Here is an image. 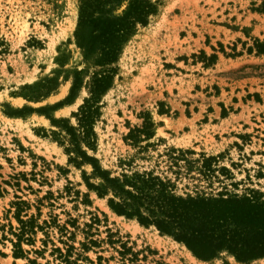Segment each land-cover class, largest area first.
I'll use <instances>...</instances> for the list:
<instances>
[{
    "label": "rangeland",
    "instance_id": "1",
    "mask_svg": "<svg viewBox=\"0 0 264 264\" xmlns=\"http://www.w3.org/2000/svg\"><path fill=\"white\" fill-rule=\"evenodd\" d=\"M152 1L109 65L88 145L77 113L105 69L85 50L95 22L79 24L81 0H0V264H240L197 259L87 186L102 180L78 150L111 176L151 171L176 195L264 199L263 0Z\"/></svg>",
    "mask_w": 264,
    "mask_h": 264
},
{
    "label": "trees",
    "instance_id": "2",
    "mask_svg": "<svg viewBox=\"0 0 264 264\" xmlns=\"http://www.w3.org/2000/svg\"><path fill=\"white\" fill-rule=\"evenodd\" d=\"M261 9L264 11V0ZM156 10L157 3L152 0H81L79 24L95 22L97 30L85 50L98 53L95 64L105 67L93 75L90 95L84 99L77 113L83 140L88 145H92L89 139L94 136L93 123L100 115V96L112 84L114 69L109 65L117 60L122 44L136 25H145ZM259 44L264 51V43ZM76 79L69 97L76 86ZM59 104L55 103L53 107ZM25 109L4 112L10 116L20 115ZM151 126V122L145 121L144 131ZM144 134L149 136L151 133L148 130ZM71 135L74 136L73 132ZM78 153L102 180L98 185L87 183V186L99 196L112 192L107 205L116 214L136 218L144 226L154 225L160 232L183 243L193 256L202 261L212 260L224 251L239 263L264 258V199L257 191L250 189L245 195L227 192L215 196L176 195L169 181L153 175L151 171L111 176L100 168L95 158L83 150H78Z\"/></svg>",
    "mask_w": 264,
    "mask_h": 264
},
{
    "label": "crops",
    "instance_id": "3",
    "mask_svg": "<svg viewBox=\"0 0 264 264\" xmlns=\"http://www.w3.org/2000/svg\"><path fill=\"white\" fill-rule=\"evenodd\" d=\"M66 92H67V90H66ZM66 92L62 95V96H60V97H57V98H54L53 100H52V102L51 103H53V102H57V101H59L61 98H63L64 97V95L66 94ZM59 93L57 92V93H55V97H56V95H58ZM16 99V98H15ZM64 108V105H59V106H57V107H55V108H53L52 110H51V112H52V114H53V116H55L56 114H55V112L57 111V110H62ZM55 117H57V115L55 116ZM9 118H12V119H17V117H9ZM241 264V263H240Z\"/></svg>",
    "mask_w": 264,
    "mask_h": 264
},
{
    "label": "bare ground",
    "instance_id": "4",
    "mask_svg": "<svg viewBox=\"0 0 264 264\" xmlns=\"http://www.w3.org/2000/svg\"><path fill=\"white\" fill-rule=\"evenodd\" d=\"M190 252V251H189Z\"/></svg>",
    "mask_w": 264,
    "mask_h": 264
}]
</instances>
